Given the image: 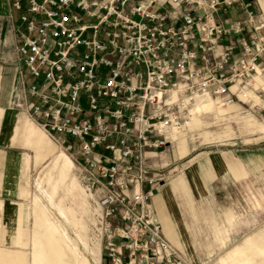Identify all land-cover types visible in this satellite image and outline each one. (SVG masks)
<instances>
[{
    "label": "built area",
    "instance_id": "2783aa9c",
    "mask_svg": "<svg viewBox=\"0 0 264 264\" xmlns=\"http://www.w3.org/2000/svg\"><path fill=\"white\" fill-rule=\"evenodd\" d=\"M9 3L21 106L86 171L98 264H198L164 231L154 163L196 112L212 114L208 103L264 118L256 0Z\"/></svg>",
    "mask_w": 264,
    "mask_h": 264
},
{
    "label": "rangeland",
    "instance_id": "374dc122",
    "mask_svg": "<svg viewBox=\"0 0 264 264\" xmlns=\"http://www.w3.org/2000/svg\"><path fill=\"white\" fill-rule=\"evenodd\" d=\"M256 7L264 13V0H256ZM263 120L261 114L248 108L233 112L216 109L211 115L201 117L202 122L197 127L188 128L181 134L178 143L174 142L160 152L154 163L165 177L162 195L178 176L186 177V182L188 180L192 200L189 201L184 194L181 197L173 194V197L198 264H221V257L236 253L238 248L250 253L254 250L258 256L252 259L250 255L251 259L244 260L242 255L241 260L236 259L232 263L226 260L224 264H264V246L255 249L256 244L251 242L254 239H249L245 245L241 244L251 236L264 237ZM183 140L187 141V145L181 147ZM51 141L56 148L43 160L28 145L25 133L16 140V147L10 148V151H15L9 155L10 158H16V174L7 175L5 189L15 196L0 197V264H21L16 263L19 258L25 264H32L35 241L38 239L35 235L36 199L45 207L49 219L54 221L52 243L55 248L48 242L38 245L41 252L34 264H90V252L99 250L92 230L93 200L86 188V171L76 161L77 154L71 156ZM62 151L73 160L69 178L65 181L61 178L59 161ZM215 156L220 160L222 169L219 172L214 169L215 177L207 180L201 168L208 164V158ZM228 158L240 165L242 175L235 179H231L230 175L225 181L220 173L229 167ZM12 167L10 165L9 169ZM189 170H193L194 178L197 179L199 187L195 186L196 191ZM73 177L89 194L86 213L78 211L71 194L70 189H81V185L72 180ZM19 191L22 195L17 197ZM188 204L193 205L194 214L189 212ZM20 209L21 212L16 213ZM9 256L14 257L15 261L8 263ZM260 256L262 259L258 260Z\"/></svg>",
    "mask_w": 264,
    "mask_h": 264
},
{
    "label": "crops",
    "instance_id": "0c3cea01",
    "mask_svg": "<svg viewBox=\"0 0 264 264\" xmlns=\"http://www.w3.org/2000/svg\"><path fill=\"white\" fill-rule=\"evenodd\" d=\"M17 24L18 21L16 20V17L12 16L11 14L9 0H0V197L15 196L14 194H11L9 190L5 189V181L7 180L8 174H16V158L15 156H12V158H10L11 156L9 155V153H15V151H10V148L14 149L16 147V140L22 136V133L26 134V140H28V145L36 150L37 156L40 160H43L46 156L52 154L56 148L54 143L46 134V132H44L37 124H35L25 113L24 109L21 107L24 102V90L21 84L20 74L23 71L24 67L18 62L16 52ZM232 107L234 108L229 107L230 109H225H227V111L233 112L235 110L241 111L243 108L239 105H235ZM29 120L32 121L35 125ZM201 122V118H197L192 122L189 128L193 129L199 124H201ZM254 127L257 131H260L257 126ZM179 138L180 135L178 136L176 143L179 142ZM186 142V140L181 141V147L186 146ZM59 161L61 164V178L63 181H65L69 178L70 171L73 167V160L68 154L62 151L59 156ZM219 161L220 160L218 159V157L215 156L206 160V163L208 164H205L204 166L201 165L203 167L201 168L202 171L205 172L208 177L207 180L211 179V177H215V170L219 172L222 169L220 167ZM228 161L229 167L222 173H220V177L224 178L225 181L229 179L230 175L231 179H235L236 177L242 175L240 165L232 161V159L230 158H228ZM19 163L20 162L18 159V164ZM10 165H12L13 167L9 169ZM194 173H196L195 170ZM188 174L190 180L193 183V186H196L198 188L199 186L197 183V179L194 178L193 170H189ZM201 176H203V174ZM185 178L180 176L175 178L171 183V187H167L166 189V197H164L165 195H162L161 193L162 188L164 186L163 183L160 187L159 192L155 195L154 203L156 205L158 216L164 226V230L168 238L178 248H180L191 261L197 263L195 261L196 257L192 253V248L190 247V243L182 226L178 206L173 197V194H177L179 197L184 194L186 197L189 198V201L192 200L188 180L186 182ZM72 180L77 181L75 177H73ZM78 184L81 185L79 182ZM186 185L188 187H186ZM196 187L194 188L195 191ZM212 187L213 186H211V188ZM70 191L78 207V211L80 210V212L84 213L88 212L86 208L88 205L87 196H89V194L86 193L84 187L81 185V189H70ZM21 195L22 194L20 191L16 194L17 197H20ZM188 207L189 212L194 214V212H192L193 205L188 204ZM34 210L37 219L35 235L38 239L35 241V252L32 264H34L35 261L38 259V253L41 252V250L37 247L38 245L48 242L49 244H52V246L55 248V244L52 243L55 235L53 227L54 221L49 219L45 207L43 205H40L39 200L37 199L35 200ZM19 211L21 212V209L16 210V213ZM195 218L196 217L194 216V219ZM249 239L255 240H251V242L256 244L255 249L264 246V237L261 235L248 237L241 244L245 245ZM191 242L193 244L197 243L194 241ZM250 252L242 251V249L238 248L236 253L232 252L231 254H228L226 258L221 257V264H224L223 261L226 260H228L230 263H232V261H235L236 259L239 261L241 260L242 255H244V257L242 258L244 260L251 259L249 257L250 255H252V259L258 256L256 253H254V250L252 253ZM90 253V256L92 255V262L90 264H98L100 251L95 249L92 250V252ZM260 259H262L261 256L258 257V260ZM7 261L8 263H12L15 261V258L9 256L7 257ZM18 262H20L21 264H25L24 260H22L21 258H19V261H16V263Z\"/></svg>",
    "mask_w": 264,
    "mask_h": 264
},
{
    "label": "bare ground",
    "instance_id": "6f19581e",
    "mask_svg": "<svg viewBox=\"0 0 264 264\" xmlns=\"http://www.w3.org/2000/svg\"><path fill=\"white\" fill-rule=\"evenodd\" d=\"M256 86L257 87H262L263 89H264V77L263 76H260V77H257L256 78ZM250 94L252 95V98H254L256 101H258V99H259V97L257 96V94H256V92H254V91H251L250 92ZM235 105H237V104H234V105H232V106H235ZM232 106H229L230 108H234V107H232ZM238 106V105H237ZM240 106V105H239ZM229 107H225V108H229ZM203 108H205V110H207V111H209V112H213V111H215L217 108L219 109V110H221V109H225L224 107H219V106H217V105H215V103H208V104H206V105H204L203 106ZM203 108H201V106L197 109V111L198 110H202ZM229 108V109H230ZM202 117V113H197L196 112V114H194V116L192 117V120L186 125V127L184 128V129H182L177 135H176V141H177V139H178V136L180 135L181 136V134H183L189 127H190V125L192 124V122L195 120V119H197V118H201ZM43 130V129H42ZM44 131V130H43ZM45 132V131H44ZM175 141V142H176ZM66 153V152H65ZM67 154V153H66ZM164 227V226H163ZM165 231V230H164Z\"/></svg>",
    "mask_w": 264,
    "mask_h": 264
},
{
    "label": "water",
    "instance_id": "95a60500",
    "mask_svg": "<svg viewBox=\"0 0 264 264\" xmlns=\"http://www.w3.org/2000/svg\"><path fill=\"white\" fill-rule=\"evenodd\" d=\"M157 192V191H156Z\"/></svg>",
    "mask_w": 264,
    "mask_h": 264
}]
</instances>
